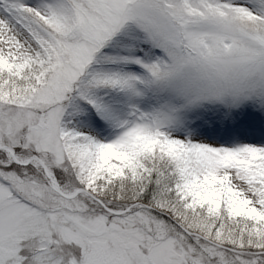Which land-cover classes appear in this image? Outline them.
Returning <instances> with one entry per match:
<instances>
[{"label": "snow or ice", "instance_id": "1", "mask_svg": "<svg viewBox=\"0 0 264 264\" xmlns=\"http://www.w3.org/2000/svg\"><path fill=\"white\" fill-rule=\"evenodd\" d=\"M0 264H264V0H0Z\"/></svg>", "mask_w": 264, "mask_h": 264}]
</instances>
